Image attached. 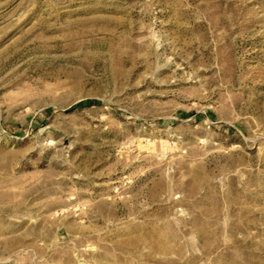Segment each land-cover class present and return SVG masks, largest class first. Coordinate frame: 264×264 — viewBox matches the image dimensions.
Listing matches in <instances>:
<instances>
[{"label":"rangeland","instance_id":"rangeland-1","mask_svg":"<svg viewBox=\"0 0 264 264\" xmlns=\"http://www.w3.org/2000/svg\"><path fill=\"white\" fill-rule=\"evenodd\" d=\"M0 264H264V0H0Z\"/></svg>","mask_w":264,"mask_h":264}]
</instances>
